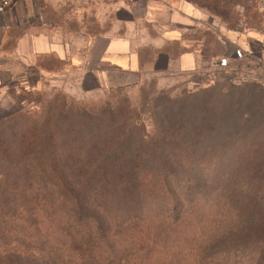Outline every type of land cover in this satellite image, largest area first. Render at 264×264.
<instances>
[{
    "label": "trees",
    "instance_id": "obj_1",
    "mask_svg": "<svg viewBox=\"0 0 264 264\" xmlns=\"http://www.w3.org/2000/svg\"><path fill=\"white\" fill-rule=\"evenodd\" d=\"M214 91L169 102L151 134L58 108L23 122L0 144V264H221L249 247L264 264V165L238 164L264 159V92L242 108Z\"/></svg>",
    "mask_w": 264,
    "mask_h": 264
},
{
    "label": "rangeland",
    "instance_id": "obj_2",
    "mask_svg": "<svg viewBox=\"0 0 264 264\" xmlns=\"http://www.w3.org/2000/svg\"><path fill=\"white\" fill-rule=\"evenodd\" d=\"M204 1L216 4L219 9L212 13L204 8L210 19L208 27L203 26L199 34L206 37V54H230L236 48L230 37L238 33L241 45L247 47L250 42L254 48L252 59L243 57L234 61L231 67H210L204 71L184 72L176 66L162 72L149 69L141 74L137 83L90 90L81 87L77 81L78 75L73 72L64 75L56 73V68L45 72L38 67L31 71L29 79L18 81L13 88L8 89L1 101L0 144L11 132L21 129L23 122L28 125L44 122L50 111L57 115L56 108L59 113L64 110L62 115L66 119L92 116L95 120L101 119L107 123L127 120L151 134L156 129V117L164 112L163 107L173 100L183 98H190L192 105H199L208 97L203 90H215L216 105L224 103L221 94L228 92H235L237 99L244 100L242 108H256L263 104L258 91L264 92V0H229L226 3L218 0ZM57 13L58 30L66 35L80 30L92 34L116 33L127 28L119 22L116 8L113 6L109 9L102 2L77 4L69 1L62 4ZM48 65L59 66L55 62ZM123 129L117 130V134H122ZM261 154L264 155V152ZM238 164L264 165V159L257 161L248 158ZM218 165H227V162L224 159ZM253 258V247L242 248L238 255L223 259L221 264H253Z\"/></svg>",
    "mask_w": 264,
    "mask_h": 264
},
{
    "label": "crops",
    "instance_id": "obj_3",
    "mask_svg": "<svg viewBox=\"0 0 264 264\" xmlns=\"http://www.w3.org/2000/svg\"><path fill=\"white\" fill-rule=\"evenodd\" d=\"M69 1L114 6L127 28L116 33L63 34L57 12ZM209 19L208 12L190 0H14L0 12V104L8 89L29 79L38 67L45 72L56 68L64 75L73 72L81 87L90 90L137 83L149 69L162 72L176 66L184 72L204 71L225 68L222 58L228 59V67L243 57L252 59L254 48L250 42L241 45L238 33L230 35L236 44L230 54L207 55L206 37L199 32L208 27ZM54 62L59 66L48 65Z\"/></svg>",
    "mask_w": 264,
    "mask_h": 264
},
{
    "label": "built area",
    "instance_id": "obj_4",
    "mask_svg": "<svg viewBox=\"0 0 264 264\" xmlns=\"http://www.w3.org/2000/svg\"><path fill=\"white\" fill-rule=\"evenodd\" d=\"M14 0H0V12L4 11L6 8H8ZM236 55L238 57L242 56V51L237 50ZM220 65L221 66H227L228 65V59L227 58H222L220 59Z\"/></svg>",
    "mask_w": 264,
    "mask_h": 264
}]
</instances>
